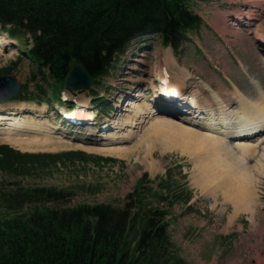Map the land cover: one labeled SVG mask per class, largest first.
Masks as SVG:
<instances>
[{"label": "rangeland", "instance_id": "obj_1", "mask_svg": "<svg viewBox=\"0 0 264 264\" xmlns=\"http://www.w3.org/2000/svg\"><path fill=\"white\" fill-rule=\"evenodd\" d=\"M190 7L201 16L205 26L199 35L191 36V42L179 55L165 48L157 36L132 42L116 59L110 74L94 87L97 97L91 93L92 88L83 94L65 93L74 102L70 116L75 123H67L58 114L60 109L67 111L71 105L67 101L60 109H49L46 101L41 105L21 101L0 105V113H13L5 116L6 120L15 121L19 116L26 123L35 122L48 131L47 135L29 139L44 145L38 149H18L7 143L5 135H0V145H9L22 153L83 152L117 160L101 164L67 163L62 169L18 180L29 186L74 189L76 196L69 206L106 203L123 207L128 194L145 174L153 181L166 178L172 170L174 181L185 176L181 183L193 196L189 205L179 204L171 210L169 232L182 257L189 264H264V163L259 162V166L256 161L252 163L256 167L253 185L229 189L224 186L225 173L217 174L206 168L207 153L197 152L193 146L180 147L176 142L167 144L155 134L127 127L134 116V106H127L129 102L135 106L142 103L153 108L159 106L161 112L169 110L175 121L176 114L185 117L187 111L192 121L205 124L208 116L203 113L210 109L213 118L218 119L220 108L206 86L234 113L240 111L239 94L256 105L260 100L263 103L264 0L191 2ZM2 42L0 71L16 64L11 76L22 89L28 86L29 92H33L34 84L30 82L33 67L21 53L26 39H12L0 28ZM164 77L174 86L169 84L168 97L175 92L179 95L173 100H159L155 93L159 92L157 86ZM48 100L57 103L52 98ZM100 100H104L103 108ZM31 106L35 111L28 112L26 109ZM127 135L131 140L125 144L102 145L113 137ZM3 178L0 174V180Z\"/></svg>", "mask_w": 264, "mask_h": 264}, {"label": "trees", "instance_id": "obj_2", "mask_svg": "<svg viewBox=\"0 0 264 264\" xmlns=\"http://www.w3.org/2000/svg\"><path fill=\"white\" fill-rule=\"evenodd\" d=\"M213 1L0 0L1 29L12 39H26L21 52L33 67L34 90L23 87L16 101L60 103L78 64L90 74L91 93L98 96L94 87L132 42L157 36L178 54L205 26L190 3ZM15 66L0 76L11 75ZM89 161L117 162L83 152L31 154L0 145V264H189L169 232L171 210L193 199L181 183L185 176L174 181L169 170L166 178L152 181L145 174L123 207L69 206L74 189L18 181Z\"/></svg>", "mask_w": 264, "mask_h": 264}, {"label": "bare ground", "instance_id": "obj_3", "mask_svg": "<svg viewBox=\"0 0 264 264\" xmlns=\"http://www.w3.org/2000/svg\"><path fill=\"white\" fill-rule=\"evenodd\" d=\"M0 44V48L4 46V42ZM166 59H169V56ZM163 81L165 82L162 86L163 89L158 90L163 93V101L173 100L174 97L167 95L170 83ZM206 87L211 91L213 100L220 108L218 119L213 118L214 113L210 109L203 113L208 116L205 124L192 121L187 111L185 117L176 114L178 120L175 121L171 118L169 110L161 112L159 106L153 108L146 103L135 106L134 103L129 102L127 106H134V116L127 122V127L143 130L147 134H155L167 144L176 142L180 144V147L193 146L197 152L201 150L207 153L206 168L217 174L225 173L227 178L224 180V186L229 189H242L251 186L255 183L254 169H256L252 163L256 161L257 166H259V162L264 163V101L262 103L260 100V103L256 105L255 102L239 94L237 98L241 103L240 111L234 113L224 104L217 93L212 91L209 86ZM137 96L140 97L141 94ZM26 110L33 112L35 108L31 106ZM8 115L12 116L13 113H0V135L6 136L7 143L21 150H31L36 147L38 149V147L44 146L29 139L36 135H47L46 127V129L43 126L38 127L35 122L26 123L19 116L15 121H12L14 119L6 120L5 116ZM202 118L204 119V117ZM4 121L6 123H2ZM130 137L129 135L123 138L113 137L111 142H104L102 145L125 144L131 140ZM173 137L176 141L171 140ZM117 152L122 154V151ZM235 212L238 214V209Z\"/></svg>", "mask_w": 264, "mask_h": 264}, {"label": "water", "instance_id": "obj_4", "mask_svg": "<svg viewBox=\"0 0 264 264\" xmlns=\"http://www.w3.org/2000/svg\"><path fill=\"white\" fill-rule=\"evenodd\" d=\"M67 91L83 94L91 89L92 78L82 64L76 65L69 73L66 83ZM21 86L14 76H0V105L10 103L18 98Z\"/></svg>", "mask_w": 264, "mask_h": 264}]
</instances>
